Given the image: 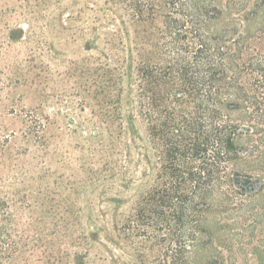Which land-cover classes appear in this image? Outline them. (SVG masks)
Masks as SVG:
<instances>
[{"label": "rangeland", "instance_id": "374dc122", "mask_svg": "<svg viewBox=\"0 0 264 264\" xmlns=\"http://www.w3.org/2000/svg\"><path fill=\"white\" fill-rule=\"evenodd\" d=\"M243 2L249 14L225 13L209 19L207 29L239 49L241 62L252 67L246 78L264 81V0ZM153 6L155 19L128 25L131 31L156 32L166 0ZM105 7V0H0V135L7 137L0 142V196L14 217L6 222L0 212V223L22 242L25 264L153 260H142L143 241L126 233L129 217L157 179L158 158L138 106L134 73L123 74L127 51L107 43L118 39L119 16ZM255 8L259 14L250 15ZM155 41L153 34L147 50L155 49ZM100 66L121 75L114 85L101 79ZM94 81L105 93L95 94ZM106 96L111 112L122 117L119 123L102 121L99 100ZM37 119L44 127H29ZM252 150L244 147L240 155ZM223 175L225 184L206 200L205 231L186 264H264V173ZM36 229L51 240V263L44 243L29 236Z\"/></svg>", "mask_w": 264, "mask_h": 264}, {"label": "trees", "instance_id": "16d2710c", "mask_svg": "<svg viewBox=\"0 0 264 264\" xmlns=\"http://www.w3.org/2000/svg\"><path fill=\"white\" fill-rule=\"evenodd\" d=\"M153 1L105 0V8L119 16L122 25L115 33L118 39L107 43L120 44L119 49L127 51L122 59L123 74L134 73L138 106L158 158L157 179L129 217L126 235L132 241H143L139 256L142 260L152 258L150 264H186L205 231L206 200L216 187L225 184L223 173L249 177L264 173L260 137L264 81L246 78L245 72L252 67L241 62L239 49L227 46L226 39L207 29L209 19L225 13L249 14L243 0H166L167 13L155 33L131 31L128 25L155 19ZM259 12L255 8L250 15ZM153 34L156 41L150 45L155 49L149 51L145 44L152 41ZM100 67L104 70L101 79L109 86L121 76L109 67ZM97 82L95 94L105 93V87ZM99 102L102 121L119 123L122 117L111 112L110 97ZM236 111L239 114L232 117ZM245 123L252 131L241 130ZM29 127H44V123L37 119L36 125ZM31 133L40 137L36 129ZM2 140L7 137L0 135ZM249 145L252 152L240 155ZM239 160L246 161L243 167L236 162ZM9 203L0 196L3 220L14 223ZM14 234L7 223H0V264L28 262L19 247L22 242ZM29 236L44 243L51 263V240L42 235V229Z\"/></svg>", "mask_w": 264, "mask_h": 264}]
</instances>
